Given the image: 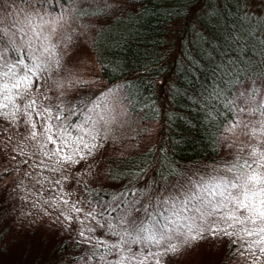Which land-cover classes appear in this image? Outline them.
Listing matches in <instances>:
<instances>
[{"label": "snow or ice", "instance_id": "obj_1", "mask_svg": "<svg viewBox=\"0 0 264 264\" xmlns=\"http://www.w3.org/2000/svg\"><path fill=\"white\" fill-rule=\"evenodd\" d=\"M20 2L24 8L0 15V135L20 130V141L8 135L0 158L15 162L21 173L14 191L28 187L25 179L31 182L32 208L53 235L78 237L82 252L69 264H182L202 249L237 242L245 264H264V40L256 52L244 50L259 55L255 66L252 56L240 54L215 64V83L202 96L206 118L219 133L214 140L227 149L218 163L185 171L156 165V176L142 187L97 190L78 177L100 176L89 161L131 127L133 97L124 91L131 86L92 92L96 80L69 79L76 74L68 72L65 55L80 47L74 37L87 27L81 21L96 23L91 18L113 9L117 15L128 0ZM110 174L105 167L103 175ZM72 180L86 198L63 191ZM45 191L59 194L41 200ZM7 223L0 222V233Z\"/></svg>", "mask_w": 264, "mask_h": 264}, {"label": "trees", "instance_id": "obj_2", "mask_svg": "<svg viewBox=\"0 0 264 264\" xmlns=\"http://www.w3.org/2000/svg\"><path fill=\"white\" fill-rule=\"evenodd\" d=\"M129 2L119 14L103 16L91 45L106 83L131 86L124 89L133 97L131 117L142 124L159 123L160 139L155 145L108 155L101 175L84 180L97 190L142 187L156 176V165L185 171L218 163L225 149L214 140L219 133L206 118L202 96L215 83V64L237 54L247 59L264 40V0ZM233 36L241 39L234 41ZM245 49L252 52L245 55ZM252 59L255 66L259 55ZM2 165L0 222L8 223L0 233V264H69L78 258V238L49 240L26 228L14 232L13 203L5 188L15 171L13 162ZM105 167L111 170L108 176L103 175ZM82 194L86 198L83 189ZM227 250L225 258L208 264H235L236 246Z\"/></svg>", "mask_w": 264, "mask_h": 264}, {"label": "rangeland", "instance_id": "obj_3", "mask_svg": "<svg viewBox=\"0 0 264 264\" xmlns=\"http://www.w3.org/2000/svg\"><path fill=\"white\" fill-rule=\"evenodd\" d=\"M129 6L130 2L128 0V3L121 9V11ZM22 8H24V5L20 2V0H17L15 6L10 3V0H5V2L0 5V15H4L8 12H17L19 9ZM112 11H114V9L110 10L108 13H112ZM91 20H95L97 22L91 23L89 18H85L83 21H81V23L85 24L87 27L84 30H78L81 34L74 37V45H80V47L78 49L75 47L70 48L65 55V61L68 72L76 74L75 77L69 76V79H76L77 77H82L86 81L96 80L97 83L90 84L89 87L92 89V92H98L100 87H102L103 85H116L106 83L105 79L100 73L97 57L93 52L91 45L97 26L99 25V23L104 21L103 16L93 17L91 18ZM73 27H76V25H73ZM67 75L68 73L65 72H62L60 74V76ZM50 87L52 90L49 92V95L52 96L54 100L56 94V87L54 84H50ZM68 91L69 94H71V90ZM89 94L91 95V93ZM159 126L160 125L157 122L142 124L131 117V127L127 130L124 139L122 141H118L116 144H113L111 142L107 143L105 145V148L102 149L96 155L95 158L89 161V163L93 165L94 172L100 173L101 169L104 167V161L106 157L110 154L129 152L132 151V149H140L145 146H151L153 144L155 145L156 142H158L160 139ZM5 127H7V125H5ZM19 132L20 130L12 129L10 133L8 131H5L3 135H0V152H7V148L4 147L3 142L7 139L9 134L11 135L13 143L20 141ZM224 149L225 150L223 153H226V147H224ZM25 151H27V149H25ZM17 159L21 158L17 157ZM3 161L6 163L9 162V160L6 158H0L1 167L5 166L2 165ZM13 167L15 171L14 177H18L21 173L17 172L15 162H13ZM84 167L85 165L83 163L78 166L79 169H83ZM192 169H194V167ZM45 175L49 174L45 173ZM65 175H67V173H65ZM90 177L91 176L85 174L82 177H78V179L85 180L90 179ZM13 183L14 178L8 183V186L6 185L5 195H11L9 196V198L12 199L13 203L12 205L14 211L12 215V220L14 225V232H18L19 230H24L26 228L30 231L34 229L38 234L48 236L49 240L54 239L57 236L78 238L75 236V233L71 232H59L53 235L52 230L48 227L45 220H42L41 216L37 215L36 210L32 208L31 201L35 197V189L31 187V182L25 179L24 183L28 187L17 191L13 190ZM47 187L48 185L46 184L45 188ZM63 191L69 192L71 199H76L78 197H82L81 195H83L82 189L79 187V185H77L75 180L65 182V188L63 189ZM29 193H31V195H29ZM54 194L59 193H51L45 191L41 197V200ZM2 195H4V192L2 193ZM19 197H25L28 202L19 199ZM28 212H31L32 215H26V213ZM21 224L24 225L23 228H21ZM238 244L239 242H237L236 246L235 264H245L244 257L240 256L237 252ZM227 255L228 250L224 249L223 247L213 248L210 251L202 249L198 254H194L192 259L185 260L182 262V264H194V262L195 264H208L211 261L225 258Z\"/></svg>", "mask_w": 264, "mask_h": 264}]
</instances>
